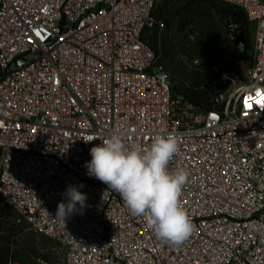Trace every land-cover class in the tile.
I'll list each match as a JSON object with an SVG mask.
<instances>
[{
	"label": "built area",
	"instance_id": "1",
	"mask_svg": "<svg viewBox=\"0 0 264 264\" xmlns=\"http://www.w3.org/2000/svg\"><path fill=\"white\" fill-rule=\"evenodd\" d=\"M160 1L0 0V201L59 243L64 264H264V0H222L254 26L253 57L207 109L174 90L149 43L166 28ZM238 30L229 19L232 40ZM114 129L144 147L177 137L169 170L190 173L181 201L196 225L181 246L87 174ZM70 185L87 199L64 224Z\"/></svg>",
	"mask_w": 264,
	"mask_h": 264
},
{
	"label": "rangeland",
	"instance_id": "2",
	"mask_svg": "<svg viewBox=\"0 0 264 264\" xmlns=\"http://www.w3.org/2000/svg\"><path fill=\"white\" fill-rule=\"evenodd\" d=\"M161 0L157 21L162 31L153 30L148 40L158 62L171 74L176 91L202 90L206 84L224 93L229 87L223 75L238 69L241 61L253 57L227 32L222 0ZM170 6L162 10L163 3ZM171 5H174L173 8ZM253 29L254 26L252 25ZM64 264V249L56 241L36 233L14 209L0 201V264Z\"/></svg>",
	"mask_w": 264,
	"mask_h": 264
},
{
	"label": "clouds",
	"instance_id": "3",
	"mask_svg": "<svg viewBox=\"0 0 264 264\" xmlns=\"http://www.w3.org/2000/svg\"><path fill=\"white\" fill-rule=\"evenodd\" d=\"M126 133L114 129L108 138L90 149L87 174L117 192L132 216L142 217L147 228L162 243L181 246L196 230L182 201V190L190 173L185 168L169 170L179 151L174 134L156 135L150 147L125 140ZM83 187V185H80ZM66 202L57 206L56 218L67 217L85 207L86 194L74 185L65 192ZM38 264H45L39 261Z\"/></svg>",
	"mask_w": 264,
	"mask_h": 264
},
{
	"label": "trees",
	"instance_id": "4",
	"mask_svg": "<svg viewBox=\"0 0 264 264\" xmlns=\"http://www.w3.org/2000/svg\"><path fill=\"white\" fill-rule=\"evenodd\" d=\"M170 3H174V0H172ZM226 8L222 9V15L225 17V24L227 25V21L231 19L235 24L239 26V30L237 32V36L234 39V42L238 45L239 48H241L244 51H251L253 50V41H254V29L251 25V23L246 18L244 12L236 7H232L230 5H226L223 3ZM158 5V4H157ZM170 6L169 3L165 2L160 7L162 10L167 9ZM174 5H171L173 8ZM156 9L154 11V15H156ZM150 43V41H149ZM150 45L153 47V45L150 43ZM155 50V48L153 47ZM155 53L157 55V52L155 50ZM176 91V89L174 88ZM179 95H182L185 99L193 102L201 109H207L210 108L213 101L214 96V89L213 86L210 84H206V86L202 89H196V90H185V91H176ZM219 94V92H217ZM216 96V95H215Z\"/></svg>",
	"mask_w": 264,
	"mask_h": 264
},
{
	"label": "snow or ice",
	"instance_id": "5",
	"mask_svg": "<svg viewBox=\"0 0 264 264\" xmlns=\"http://www.w3.org/2000/svg\"><path fill=\"white\" fill-rule=\"evenodd\" d=\"M258 103L260 102V101H257Z\"/></svg>",
	"mask_w": 264,
	"mask_h": 264
}]
</instances>
